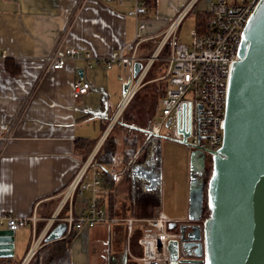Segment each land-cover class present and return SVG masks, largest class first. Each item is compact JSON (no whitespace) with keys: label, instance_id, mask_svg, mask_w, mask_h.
Here are the masks:
<instances>
[{"label":"crops","instance_id":"1","mask_svg":"<svg viewBox=\"0 0 264 264\" xmlns=\"http://www.w3.org/2000/svg\"><path fill=\"white\" fill-rule=\"evenodd\" d=\"M212 1L145 0L147 13L139 18L145 24L144 41L136 53L144 72L138 78L144 79L156 63L145 66L162 53L168 42L165 33L173 23L180 20L173 37L185 43L180 41L183 23L191 18L197 30V15L207 13ZM134 8L135 0H0V127L8 126L5 133L0 129V216H36L33 224L15 232L14 257L0 258V264H30L50 244L48 235L66 225L61 218L87 211L95 196L92 191L75 197L70 205L61 202V193L107 139L114 159L105 168L109 177L97 195L107 216L152 219L163 214L173 221L187 220L189 191L186 196L184 187L165 182L164 153L170 139L159 138L149 146L150 137L141 130H116L125 110L120 108L122 87L133 78L135 64L132 73L131 66L108 69L96 63L134 40L138 22L128 14ZM68 49L91 54V64L68 58L63 69L47 67L49 53ZM167 58L158 61L154 73L165 75ZM8 60L19 66V73L7 71ZM79 78L91 89L75 99L73 84ZM160 80L166 78L155 82ZM167 83L170 87L167 81L162 91ZM135 85L133 78L131 89ZM139 88L136 85L135 91ZM161 98L162 94L160 111ZM159 115L155 113L150 126ZM140 126L134 127L144 129ZM143 234L142 227L128 234L123 222L111 221L69 234L65 228L60 240H69L71 264H140ZM37 239L41 243L31 257Z\"/></svg>","mask_w":264,"mask_h":264},{"label":"built area","instance_id":"2","mask_svg":"<svg viewBox=\"0 0 264 264\" xmlns=\"http://www.w3.org/2000/svg\"><path fill=\"white\" fill-rule=\"evenodd\" d=\"M259 0H215L210 2L204 31L193 32L191 44L182 43L172 38V48L168 61V69L163 78L168 79L170 87L160 100L161 111L158 119L150 126V131L162 134L166 138L182 141V130L189 133L188 147L192 150L203 151L207 160L212 152L220 148L223 141L225 110L227 102L228 82L231 67L238 57V50L242 41V32L252 15ZM147 13L145 0H135V8L128 14L135 17L138 22L134 40L127 44L120 52H115L107 59L96 63H103L111 69L117 64L124 67L131 66L140 61L137 50L144 41L142 31L145 24L139 18ZM180 24L175 21L167 33L165 42L174 36V31ZM68 58H84L91 64V54H84L77 49H68L65 52L53 51L46 56V64L50 69H63ZM149 59V62H152ZM140 83V81H139ZM138 86V83L136 82ZM135 85V87H136ZM122 103L127 105L135 91ZM91 89V84L79 78L73 84V96L79 99ZM134 92L132 93V90ZM124 106V108H125ZM167 123L168 126H167ZM3 133L8 131L7 125L0 127ZM163 129L167 132L163 133ZM6 137H3V140ZM93 159L89 160L61 193V202L71 204L75 197L82 196L87 191L94 193V198L87 211L75 216L72 212L61 218L67 225V233L78 231L84 227L93 228L99 223L111 221L123 222L127 233L131 234L136 227L144 230L140 244L143 247V257L140 264H170L168 243L179 239L181 221H173L161 214L155 219L111 218L107 216L97 195L103 184V172L93 169ZM208 166V165H207ZM36 216L29 218L17 217L10 214L0 216L2 225L17 232L33 224ZM178 226L170 228L171 223ZM41 241H36L30 256L36 253ZM182 243V241H181Z\"/></svg>","mask_w":264,"mask_h":264},{"label":"water","instance_id":"3","mask_svg":"<svg viewBox=\"0 0 264 264\" xmlns=\"http://www.w3.org/2000/svg\"><path fill=\"white\" fill-rule=\"evenodd\" d=\"M143 69L142 63H135L136 82ZM133 78L123 84V100ZM128 127L145 132L149 146L165 137L150 129ZM181 133L183 140L175 141L188 146L189 133ZM210 161L208 176L205 153L194 150L191 154L188 216L179 229L183 234L184 226L193 225L192 241L183 246L194 243L198 247L192 253L194 258H186L181 254V240L169 241L170 264H264V0H259L243 29L229 76L223 141ZM205 190L210 214L203 220ZM0 225V258H13L15 232ZM175 226L174 222L169 225ZM59 228L46 242L60 240L67 225Z\"/></svg>","mask_w":264,"mask_h":264},{"label":"trees","instance_id":"4","mask_svg":"<svg viewBox=\"0 0 264 264\" xmlns=\"http://www.w3.org/2000/svg\"><path fill=\"white\" fill-rule=\"evenodd\" d=\"M148 3H149V0H147V4ZM208 18H209V15L207 13H202V14L197 15V22H196V29L197 30L196 31L198 33H202L204 31L205 24H206V21L208 20ZM165 46H167V47L165 48ZM165 46H164V50L162 51L161 54L163 56L168 57L170 55V49L168 47L169 45H165ZM6 69L12 75L19 73V66L15 65L14 62L10 61V60H8L6 63ZM151 70H152V68L149 70V72ZM149 72L147 73L146 77L150 76ZM156 77H155V73L153 71L151 78L155 79ZM167 81H168L167 79H166V81L160 80V81H158L157 84L160 86L164 83V85H165V83ZM164 85H162V86H160V88H158V91H159L158 97L159 98H160L161 94L163 97L167 91L168 83L165 87V90L164 91L161 90V88ZM139 99L140 98H138L136 102L137 103L139 102L138 108L142 109V107L143 108L145 107L146 102L144 101V99H141L140 101H139ZM157 100H158V98H157ZM150 109L147 112L144 110V113H143L144 115L139 116L140 118H137V115H139V114H137L135 116L134 114H129L128 111H125L121 114V116L117 120L115 126H119L120 128L127 130L128 125H134V126H136V125L140 126L141 125L140 127L147 129L150 127L149 122L152 121V119L156 113L155 112V105L152 106ZM113 115L114 114L109 115V117L106 120L107 123H109L111 121V119L113 118ZM135 117L137 118V121L135 120L136 119ZM146 117H147V119H146ZM110 140L111 139H107L105 145L101 148V150L95 156V158L92 162V166H91L93 169L101 170L103 172V180L108 179L109 173L105 168L108 167L110 164H112L113 159H114V153H113L114 147L109 146V145H111ZM208 163H209V166H207L208 167V176H210L211 171H212V162L210 160H208ZM209 214H210V212L207 209V196H206V190H205V210H204V214H203L204 215L203 220L208 218ZM30 264H71L69 240H67V239L58 240V241L52 242V243L48 244L47 246L43 247L35 255V257L30 262Z\"/></svg>","mask_w":264,"mask_h":264},{"label":"rangeland","instance_id":"5","mask_svg":"<svg viewBox=\"0 0 264 264\" xmlns=\"http://www.w3.org/2000/svg\"><path fill=\"white\" fill-rule=\"evenodd\" d=\"M205 1V0H203ZM192 19L188 18V20H186L181 29H180V41H183L187 44H191L192 43V39H193V32L195 30V23H191ZM172 38L174 39V37H171L169 40H168V44L166 45H169V49H170V52H171V48H172ZM167 46H165L166 48ZM164 50V48H163ZM162 50V51H163ZM158 53V52H157ZM159 53L158 54H155L153 56L157 57L156 59L157 60H153L152 62H149V60L146 62L145 66L149 63H151V65L153 63V66H152V70L149 72L150 73V76L148 77H144L143 78H140V83L139 81L137 82L138 83V86L137 87H140L139 90H137V92L134 94L133 98L131 99V101L125 106V111H128L129 114H134L135 116L137 114V118H140L139 116L141 115H144V110L147 112L152 106L155 105V112H160V109L159 107L157 106V98L158 97V94H159V91H158V88H160V86L162 85H158L157 82H155V79L157 78H160L163 76L162 74V71L159 73H157V71L155 72V79H152L151 78V75L153 73V71L155 70V65H157L158 61H163L164 60V57L167 58V56H163L162 54H160L159 56ZM152 56V57H153ZM162 56V57H161ZM159 57V58H158ZM159 59V60H158ZM160 59H163V60H160ZM149 65V69H150V66ZM139 99V101L141 99H144V101L146 102V105L145 107L142 109L138 108V103L136 102L137 99ZM123 103V102H122ZM122 104L120 105V108H121ZM151 110V109H150ZM145 112V113H146ZM136 118V117H135ZM137 118L135 119L137 121ZM145 118V117H144ZM147 119V117H146ZM144 123V122H143ZM150 128V127H149ZM119 129V126H116V130ZM163 133H166L167 130L166 129H163ZM166 139H169V138H166ZM194 150H192L191 148H189L188 146L186 145H183L175 140H167V144H166V147H165V182H170L172 180V184L173 185H176L177 188H180V186H182V190H183V187L185 188V192H186V196H187V193L189 191V186H190V163H191V154ZM207 165L209 166V163L207 162ZM185 198V196H184ZM188 198V197H187Z\"/></svg>","mask_w":264,"mask_h":264},{"label":"bare ground","instance_id":"6","mask_svg":"<svg viewBox=\"0 0 264 264\" xmlns=\"http://www.w3.org/2000/svg\"><path fill=\"white\" fill-rule=\"evenodd\" d=\"M134 92V89L132 90V93ZM131 94V88L129 89V92H128V96ZM135 94V93H134ZM134 96V95H133ZM133 98V97H132ZM124 106L125 105H123L122 107H121V109L122 108H124ZM193 225H187V226H184L183 227V229L181 230L182 232H183V234L180 232V237H179V239L182 241V243H181V254H182V256H184V257H192V258H194L193 257V254L192 253H194L193 251L195 250V249H197V247H198V244H194V243H192L191 244V246H189V247H184L183 246V243L184 242H187V241H192V239L190 238V235L189 234H193ZM201 235H202V233H201ZM198 241V240H197ZM196 251V250H195ZM192 254V255H191Z\"/></svg>","mask_w":264,"mask_h":264}]
</instances>
